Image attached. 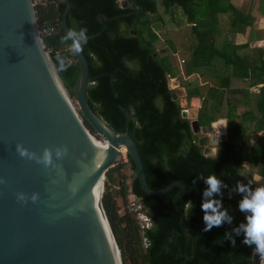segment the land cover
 <instances>
[{
	"label": "trees",
	"instance_id": "16d2710c",
	"mask_svg": "<svg viewBox=\"0 0 264 264\" xmlns=\"http://www.w3.org/2000/svg\"><path fill=\"white\" fill-rule=\"evenodd\" d=\"M69 1V29L87 28L88 35L102 30L88 39L83 51L89 66L90 108L117 131L128 129L136 141L150 189H161L175 180H182L190 189L177 200L184 212L183 225L191 230L186 244L187 238L179 226L180 215L173 203L180 185L164 194H146L128 154L134 173L129 184L120 163L105 172L101 201L122 264H251L254 246L243 244V234L235 233L233 246L225 233L246 222L238 207L242 194L232 191L230 195L237 174L252 189L259 187L251 180L253 176L264 178V135L248 154L243 152L251 135L264 130V49L242 52L248 49V43H236V37L254 25V10L264 17V0H252L245 10L234 0H160L164 13L177 6L185 17L190 30L180 32L178 38H170L162 27L165 22L159 16L157 0H128L126 8L120 6L119 0ZM64 8L65 5L51 0L34 6L39 29L55 28L42 41L73 98L71 88L79 75V66L75 56L66 51L69 42L61 43ZM98 14L120 17L105 21L103 28ZM147 14H153V18L150 20ZM222 21L228 25L225 30ZM263 38L264 30H258V39ZM161 41L166 48L159 51L157 45ZM57 52L68 55L72 61L66 72L56 68ZM179 52L187 54L181 62L184 69L169 58V54ZM182 70L186 76L198 75L205 83L201 84L198 78H181L179 83L188 99L201 97L197 114L200 125L226 119V138L219 141L212 156L204 155V148L193 141L191 119L182 117L184 106L180 98H172L176 87L171 88L170 82L181 76ZM258 84L259 91L251 92ZM241 139L243 143H239ZM209 175H216L228 186L222 189V205L225 209L234 207V212L232 224L205 232L201 205L206 184L198 178ZM130 194L141 200L151 220L148 228H142L137 215L127 210Z\"/></svg>",
	"mask_w": 264,
	"mask_h": 264
},
{
	"label": "water",
	"instance_id": "95a60500",
	"mask_svg": "<svg viewBox=\"0 0 264 264\" xmlns=\"http://www.w3.org/2000/svg\"><path fill=\"white\" fill-rule=\"evenodd\" d=\"M51 1L65 5L61 28L66 34L71 3ZM119 2L122 8L128 6V0ZM118 17L98 14L97 19L104 28L105 21ZM37 34L42 39L32 0H0V264H122L101 201L105 172L121 160L122 149L130 156L146 194H164L181 186L173 203L187 244L191 230L183 225L184 212L177 202L190 192L186 183L175 180L161 189H150L128 129L117 131L88 104L90 78L84 53L74 55L79 66L71 88L74 105L44 44L42 48L36 44ZM185 95V88L177 87L172 98ZM191 105L183 108L182 117L191 119L193 141L204 148V155L212 156L219 141L226 138V121L202 126L197 119L198 101ZM263 134H252L244 154ZM17 145L38 155L51 148L55 167L22 157ZM57 147L66 150L62 158L55 157ZM19 193L27 201L18 200ZM34 193L36 201L31 199ZM251 260V264L259 261L254 248Z\"/></svg>",
	"mask_w": 264,
	"mask_h": 264
},
{
	"label": "clouds",
	"instance_id": "9594fccd",
	"mask_svg": "<svg viewBox=\"0 0 264 264\" xmlns=\"http://www.w3.org/2000/svg\"><path fill=\"white\" fill-rule=\"evenodd\" d=\"M49 31L54 32L55 29L53 28ZM35 41L39 48L43 47V41L38 34L35 37ZM69 41H71V43L66 50L67 53L71 55L83 53L84 47L88 43L87 28L69 29L66 34L61 37V43H68ZM55 60L56 68L61 72H66L72 66V61L68 58V55H62L57 52ZM45 62L47 63L46 57ZM50 73L55 76V70L50 69ZM17 151L22 157L36 159L45 166L55 167L53 150L51 148H45L42 155L30 151L23 145H17ZM65 151V149L57 147L55 149V157L62 158ZM198 179H203L206 184V188L202 193L203 202L201 205V210L204 213L203 221L205 223L203 231H210L214 227L223 226L225 223L232 224L233 217L222 205V189L228 186L216 175H209L207 177L201 176ZM232 191L242 194V199L239 201L238 207L239 210L245 214L246 222L233 228L232 232L225 233V238L230 240L233 246H235L236 240L233 233H235V236L243 234L244 238L242 243L247 246H254L255 253L259 255V264H264V186L252 189L247 184L238 183L230 190V195ZM217 196L221 198L218 199ZM27 199L28 197L24 193L18 194V200L27 201ZM31 199L32 201H36L38 195L34 193Z\"/></svg>",
	"mask_w": 264,
	"mask_h": 264
},
{
	"label": "rangeland",
	"instance_id": "374dc122",
	"mask_svg": "<svg viewBox=\"0 0 264 264\" xmlns=\"http://www.w3.org/2000/svg\"><path fill=\"white\" fill-rule=\"evenodd\" d=\"M157 5H158L159 16L162 17L163 22H165L164 24H162V27L165 30H167L166 32H168V36L170 38L171 37H175V36L177 37V35L180 32H184V31L190 30V28H188V26H187V22L185 21V17L182 14L181 9L179 7L176 6V7L172 8V9H175V8L177 9L174 14L170 13L172 11V9L167 14V13H164L162 11V8H164V6L161 4L160 0H157ZM243 6L244 7H242V8L245 10L246 5H243ZM152 16H153V14H147L146 15V17L149 18L150 20L153 18ZM173 16H174V18H172ZM164 48H166L165 42L161 41L160 44L157 45V49L160 51V50H162ZM181 53L182 52H179V53H177L175 55H170L169 54V58H170V60L172 61V63L175 66H179V64H182L180 66H181L182 69H184V63H181L180 58H185L187 54L184 53L185 55L183 56V54H181ZM162 54H165V53L163 52ZM166 54H168V52H166ZM181 78H182V80L184 79L183 75L177 76L173 80H171L170 87L171 88H173L172 86H176V88L177 87H182V86H179ZM182 98H184V97H182ZM182 98H180V99H182ZM72 103L74 105H76V102L74 101L73 98H72ZM93 135L99 141L103 142V140L99 136H97L95 132H94ZM121 152H122V158H121V160L118 163H120V167H121L122 173L126 176V180H125L126 183L129 184L131 182V180H132L131 178L133 177L134 173H133V170L130 167V163L128 162L125 149H122ZM244 166H246L245 163H244ZM243 182L244 181L239 177V173H238L237 176H236V179H235V185H237L238 183H243ZM130 197L131 196L129 195L128 198H127V201L129 200Z\"/></svg>",
	"mask_w": 264,
	"mask_h": 264
},
{
	"label": "crops",
	"instance_id": "0c3cea01",
	"mask_svg": "<svg viewBox=\"0 0 264 264\" xmlns=\"http://www.w3.org/2000/svg\"><path fill=\"white\" fill-rule=\"evenodd\" d=\"M234 2L237 4V5H240V6H243V5H249L250 3H253L252 2V0H234ZM255 2H256V0H255ZM253 13H254V15H255V22H254V25L252 26V27H249L246 31H245V33L244 34H239L237 37H236V43H248V49H245V50H243L242 52H247V51H250L251 49H255V48H263L264 49V38L263 39H258V30H264V17H262V16H260V15H258L257 13H255V10L253 11ZM221 21V20H220ZM221 24H222V27H223V29L225 30L226 28H227V24L226 23H224L223 21L221 22ZM224 33H225V31H223V35H224ZM221 37V36H220ZM181 59H183V58H180V60ZM180 63V62H179ZM180 65H182V64H179V67L181 68V66ZM182 69V68H181ZM181 75H183V78L184 79H187V80H194V79H199V81H200V83L201 84H205L204 82H203V80L201 79V77H199L198 75H196V74H192V75H190V76H186L185 74H184V71L182 70V74ZM177 81V80H176ZM260 86H261V84H258V85H255V86H253L252 88H251V92H253V93H257L258 91H259V88H260ZM186 91V90H185ZM194 98V99H193ZM198 101V105H195L196 106V108H197V114H198V109H199V107L201 106V97H197V96H194V97H191L190 99H188L187 97H186V95L184 96V98H182V99H180V102H181V104L184 106V108H191V107H193L192 105H191V103H192V101ZM221 120L223 119V118H220ZM220 119H218V120H220ZM225 119V118H224ZM225 121H226V119H225ZM263 132H264V130H262ZM260 132V131H259ZM254 134V133H253ZM264 135V134H263ZM262 135V136H263ZM252 136V135H251ZM261 136V137H262ZM251 138V137H250ZM260 138V137H259ZM258 138V139H259ZM257 139V140H258ZM256 140V141H257ZM244 142V140L243 139H241L240 141H239V143H243ZM248 143V142H247ZM246 143V144H247ZM245 144V145H246ZM254 144V143H253ZM252 144V145H253ZM251 149H252V146H251ZM251 149H250V151H251ZM246 164V166L248 165L247 163H245ZM251 180L255 183V184H257L258 186H264V178L263 177H259V176H257V175H255V176H253L252 178H251ZM228 210V212H229V214L232 216L233 215V212H234V207H230L229 209H227Z\"/></svg>",
	"mask_w": 264,
	"mask_h": 264
},
{
	"label": "built area",
	"instance_id": "2783aa9c",
	"mask_svg": "<svg viewBox=\"0 0 264 264\" xmlns=\"http://www.w3.org/2000/svg\"><path fill=\"white\" fill-rule=\"evenodd\" d=\"M46 2V0H32V3L34 6L38 5V4H44ZM54 27H44L40 30V34L42 37L44 36H49L51 34H53L54 32L49 31L50 29H53ZM55 29V28H54ZM181 62H183V60L181 59ZM173 80V79H172ZM173 88H175L176 86H172ZM130 198L126 203V208L129 212L135 213L137 215V218L140 222V225L142 228H148L151 225V220L149 218V216L144 212V207L143 204L141 202V200L130 194ZM244 220L246 221V217H244ZM257 264H259V261L257 262Z\"/></svg>",
	"mask_w": 264,
	"mask_h": 264
},
{
	"label": "bare ground",
	"instance_id": "6f19581e",
	"mask_svg": "<svg viewBox=\"0 0 264 264\" xmlns=\"http://www.w3.org/2000/svg\"><path fill=\"white\" fill-rule=\"evenodd\" d=\"M99 143L103 144L102 142L98 141Z\"/></svg>",
	"mask_w": 264,
	"mask_h": 264
}]
</instances>
